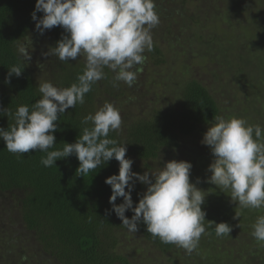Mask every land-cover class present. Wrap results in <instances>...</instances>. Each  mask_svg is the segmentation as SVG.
Instances as JSON below:
<instances>
[{
	"label": "clouds",
	"instance_id": "9594fccd",
	"mask_svg": "<svg viewBox=\"0 0 264 264\" xmlns=\"http://www.w3.org/2000/svg\"><path fill=\"white\" fill-rule=\"evenodd\" d=\"M39 12L42 18L37 17ZM32 19L41 35L55 26L66 33L42 55L58 57L65 63L83 58L84 70L69 87L38 81L41 98L31 109L21 105L14 113L10 108L0 110V114L14 120L8 130L0 128L6 149L17 156L30 151L46 153L40 161L45 167L75 155L80 162L76 175L82 177L115 159L119 173L105 180L112 189L109 212H114L130 233H136L142 222L153 239L174 244L191 255L202 235L210 233L206 232L207 213L202 209L205 191L196 186L200 178L196 183L190 181V162L171 160L157 171L133 172L134 161L126 158V144L119 145L116 139L109 138L110 132L118 133L122 127L119 110L109 102L95 114L83 117L82 133L76 142L56 148L58 120L67 109L85 103L93 85L107 78L105 68L114 73L113 87H118L119 82L129 87L136 83L139 66L147 61L145 52L154 50L152 30L160 23L155 0H36ZM30 49L31 39L17 46L24 64L32 59ZM39 67L42 69L43 64ZM23 70L13 65L5 82L10 83L13 74L21 76ZM213 121L201 141L214 157L206 182L230 190L231 200L239 208L264 207V129L237 117L215 116ZM136 181L147 185V190L134 207L131 193ZM117 198H123V203L116 204ZM129 210L134 213L131 218L126 216ZM213 225L217 237L230 236L232 226L228 223L209 221L208 226ZM252 227L253 238L264 242V215L258 216Z\"/></svg>",
	"mask_w": 264,
	"mask_h": 264
},
{
	"label": "trees",
	"instance_id": "16d2710c",
	"mask_svg": "<svg viewBox=\"0 0 264 264\" xmlns=\"http://www.w3.org/2000/svg\"><path fill=\"white\" fill-rule=\"evenodd\" d=\"M35 4L36 0H0V110L10 108L14 113L21 105L31 109L41 98L38 81H51L59 88L69 87L84 70L83 58L65 63L58 57L42 55L66 33L62 27L55 26L41 35L32 19ZM155 5L159 15L168 9L160 3ZM174 13L176 10L163 14L171 18ZM37 17L42 18L43 13H37ZM31 36L38 41V61L39 65L43 64L39 69L46 75L44 81L35 74L31 61L24 64L17 53L18 44ZM150 54L154 57L162 51L154 46ZM13 65H20L23 73L19 77L13 74L10 83H6ZM104 71L107 78L93 85L85 96V103L67 109L58 120L57 149H62L64 143L76 142L82 133L83 117L95 114L109 102L122 117L121 130L110 132L109 138L116 139L119 145L126 144V158L134 161L132 171L143 174L154 170L153 163L163 152L181 148L184 137L214 123L215 116H221V108L209 89L193 79L179 92L176 103L152 108L140 117L137 108L143 107L145 97L137 84L129 87L119 82L118 87H113L114 73L107 68ZM13 123L7 115L0 114V128L8 130ZM45 156L46 153L39 151L17 156L6 149L0 138V239L5 249L16 247L14 254L5 258L10 262L0 250V264H30L32 259L49 264H131L128 257L117 252L119 235L128 230L114 212H109L112 189L105 183L106 178L118 175L119 162L112 159L82 177L76 175L80 162L75 155L57 160L53 167L41 164ZM146 190L147 185L135 182L131 193L134 207ZM120 203L123 198H117L116 204ZM203 208L206 206L202 205ZM237 214L239 217L245 214L244 209ZM133 215L131 210L126 212L128 218ZM208 225L207 231L215 236L214 225ZM138 229L137 234L164 253L175 249L174 244L153 239L142 222Z\"/></svg>",
	"mask_w": 264,
	"mask_h": 264
},
{
	"label": "rangeland",
	"instance_id": "374dc122",
	"mask_svg": "<svg viewBox=\"0 0 264 264\" xmlns=\"http://www.w3.org/2000/svg\"><path fill=\"white\" fill-rule=\"evenodd\" d=\"M168 1L155 0V4L168 7L162 11L164 14L175 10L176 13L171 18L158 14L160 23L152 30L154 46L162 54L153 57L145 52L147 61L139 66L136 84L145 98L143 107L136 109L138 116L144 117L152 108L176 103L184 85L196 79L215 97L222 117L243 118L264 129V0ZM30 39L32 67L44 81L46 75L39 69L38 41L31 36L23 43ZM126 106L123 104V108ZM209 127H200L193 135L184 137L181 148L163 152L154 161L152 171L171 160L190 162V181L196 183L200 178L196 186L205 191L204 225L209 221L226 222L232 226L230 236L217 237L206 228L210 234L202 235L198 248L188 255L177 246L164 253L140 233L126 231L119 235L117 252L128 257L131 264H264V242H257L251 235L254 218L264 215V207L244 209L245 214L234 219L243 209L231 200L230 190L206 182L214 157L209 146L201 141ZM15 248L5 249L0 239L4 259L13 255ZM29 263L49 264L38 259Z\"/></svg>",
	"mask_w": 264,
	"mask_h": 264
}]
</instances>
